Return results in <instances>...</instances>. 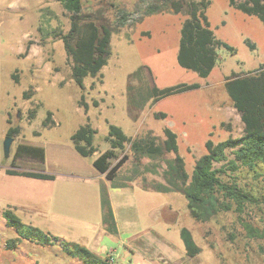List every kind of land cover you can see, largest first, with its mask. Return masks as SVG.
Segmentation results:
<instances>
[{
    "label": "rangeland",
    "instance_id": "1",
    "mask_svg": "<svg viewBox=\"0 0 264 264\" xmlns=\"http://www.w3.org/2000/svg\"><path fill=\"white\" fill-rule=\"evenodd\" d=\"M164 3L83 0L85 17L113 26L115 31L108 64L100 75L85 78L82 89L72 78L73 62L63 40L55 36V32L70 28V14L60 1L0 0V214L11 207L25 223L92 246L114 264H264L263 175L248 169L224 175L225 181L237 183L255 200L243 205L231 201L230 209L204 222L193 218L182 191L154 190L158 184H167V163L175 153H165L157 160H137L127 144L125 151H119L120 157L129 155L119 177L133 170L141 173L127 188L113 187L109 197L94 176L104 177L93 161L110 147L105 137L111 123L131 137L151 131L161 140L164 129L171 128L178 135V154L189 174L207 152L208 139L217 143L244 134V123L225 88V79L232 73L264 69V22L232 7L229 0H211L207 9L211 27L235 51L219 48L217 65L208 77H202L181 67L177 60L186 7L181 13L165 10L143 15L149 6ZM123 16L128 21L119 26L118 19ZM16 70L19 82L13 78ZM183 84L198 87L154 100V88ZM82 95L90 104L87 112L79 104ZM38 104L35 117L29 119V111ZM48 112L53 113L54 124L46 127L43 122ZM9 113L12 125L20 126L21 132L13 136L7 154L3 143ZM86 123L97 130L98 152L90 157L80 156L71 140ZM20 143L44 147L48 158L44 162L16 159ZM13 162L15 170H44L57 178L49 182L8 175L5 170ZM104 198L113 201L117 223L105 219ZM183 227L192 232L200 247L195 256L186 253ZM0 235L4 240L17 236L3 217ZM0 264L81 262L57 245L23 241L14 250L0 247Z\"/></svg>",
    "mask_w": 264,
    "mask_h": 264
},
{
    "label": "trees",
    "instance_id": "2",
    "mask_svg": "<svg viewBox=\"0 0 264 264\" xmlns=\"http://www.w3.org/2000/svg\"><path fill=\"white\" fill-rule=\"evenodd\" d=\"M64 9L70 14V28L67 32H55L61 38L71 67L72 78L75 83L84 88L85 78L96 77L108 64L112 55L111 39L115 27L108 24L99 25L95 20L83 15V0H59ZM163 5H151L143 15L171 10L181 13L186 7L187 17L182 29L177 60L181 67L196 71L202 77H208L218 61V49L226 48L234 53L235 49L226 41L219 39L211 27L207 9L211 0H164ZM232 7L247 15H256L264 22V0H229ZM128 21L126 16L118 19V25L123 26ZM29 46H27V50ZM18 71L13 78L19 82ZM198 87L193 85H179L176 87L157 90L154 88L155 99L171 94L183 92ZM225 87L234 107L238 110L244 123V134L238 138H228L215 143L208 139L205 143L207 152L195 162L192 174L185 168V162L178 154V135L171 128L164 129V139L161 140L151 131L145 135L131 137L118 125L111 123L105 139L110 147L98 153L93 161L94 168L110 181L112 187L123 188L140 175V171L133 170L130 175L119 177V170L128 160L129 155L119 156V151H125L127 144L133 152L135 159L148 157L152 160L161 158L165 153H175V158L167 163V184H158L154 190L158 192L182 191L187 199V206L191 215L198 221H207L220 211L232 207L231 201L243 205L245 201L255 200V197L240 187L237 183L224 180V175L248 169L264 177V69L247 73H232L226 78ZM24 97L29 98L28 93ZM79 104L88 111L90 104L81 96ZM29 111L28 117H35L36 109ZM98 105V101H94ZM52 112H48L44 126H52ZM162 116L165 114L162 113ZM10 124L6 136L20 134L21 127L12 125L10 113L7 118ZM39 134V132H35ZM97 130L89 123L81 125L71 136L75 151L82 157H90L98 152L95 145ZM1 149V144H0ZM229 153L233 157L229 158ZM15 158L46 160V149L42 146L20 143ZM114 160H117L114 162ZM220 164L218 166L217 164ZM16 164L7 167L8 175L24 176L40 180H55L56 174L44 170H15ZM149 169V168H147ZM107 208L109 220L114 222V214L107 198L103 199ZM6 225L14 229L16 237L3 239L0 235V247L14 250L23 241H29L41 246H58L59 249L81 264H114L109 258H102L96 252L79 242H71L60 235L44 230L38 226L25 223L11 208L7 207L1 218ZM181 237L186 253L195 256L200 247L194 240L192 232L183 227Z\"/></svg>",
    "mask_w": 264,
    "mask_h": 264
},
{
    "label": "crops",
    "instance_id": "3",
    "mask_svg": "<svg viewBox=\"0 0 264 264\" xmlns=\"http://www.w3.org/2000/svg\"><path fill=\"white\" fill-rule=\"evenodd\" d=\"M225 81H226V79H225ZM226 88V87H225ZM9 116V115H8ZM9 126H10V124H9ZM0 144H1V139H0ZM48 158V154H47V156H46V159ZM103 175V174H102ZM94 176H96V180H98L99 181V184H100V187H102V188H104V191H105V193L107 194V196L109 197V192H110V190L113 188L112 187V185H111V183H110V181H108L106 178H104V177H102V178H100L99 176H97L96 174H94ZM57 178V177H56ZM101 179H103V180H101ZM56 180V179H55ZM55 180H46V181H49V182H53V181H55ZM129 186V185H128ZM127 186V187H128ZM127 187H123V188H127ZM142 189H144V190H147V191H151V190H153V189H150V188H148V187H143V186H140ZM109 201H110V204H111V207H112V210H113V214H114V206H113V201L111 200V198L109 199V198H107ZM102 202H103V199H102ZM104 205V204H103ZM106 210H105V219H107L108 221H110L109 220V217H108V214H107V208H105ZM114 220H115V222H116V217H115V214H114ZM117 223V222H116ZM114 228V227H113ZM149 232H150V230H149ZM148 235H151L150 233H148ZM90 249L91 250H93V247L92 246H90ZM170 250V249H169ZM94 251V250H93ZM95 252V251H94ZM170 253L172 254V250L170 251ZM169 253V254H170Z\"/></svg>",
    "mask_w": 264,
    "mask_h": 264
},
{
    "label": "water",
    "instance_id": "4",
    "mask_svg": "<svg viewBox=\"0 0 264 264\" xmlns=\"http://www.w3.org/2000/svg\"><path fill=\"white\" fill-rule=\"evenodd\" d=\"M14 138L12 136H7L6 140L3 143V148L5 152L8 154L11 144L13 143Z\"/></svg>",
    "mask_w": 264,
    "mask_h": 264
}]
</instances>
